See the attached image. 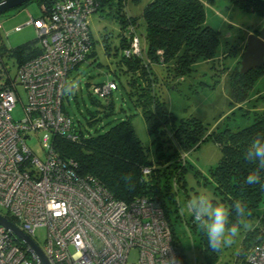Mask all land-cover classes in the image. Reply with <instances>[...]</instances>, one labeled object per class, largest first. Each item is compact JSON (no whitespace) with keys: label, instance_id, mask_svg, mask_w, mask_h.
I'll use <instances>...</instances> for the list:
<instances>
[{"label":"built area","instance_id":"2783aa9c","mask_svg":"<svg viewBox=\"0 0 264 264\" xmlns=\"http://www.w3.org/2000/svg\"><path fill=\"white\" fill-rule=\"evenodd\" d=\"M96 10L95 0H55L51 9L43 6L40 16L29 15L26 23L37 32V55L16 63L12 73L0 53V206L50 264H128L132 252L133 264H181L157 200L117 199L96 177L80 174L77 161L62 156L52 143L41 160L25 142L38 130L78 140L63 98L67 76L91 52L90 16ZM140 48L135 35L125 53L140 54ZM115 89L109 81L95 85L93 94L104 99ZM18 102L25 115L15 121L11 112ZM150 171L142 168L144 174ZM38 229L45 231L42 245ZM0 264L41 262L28 244L0 225ZM240 264H264V232Z\"/></svg>","mask_w":264,"mask_h":264},{"label":"trees","instance_id":"16d2710c","mask_svg":"<svg viewBox=\"0 0 264 264\" xmlns=\"http://www.w3.org/2000/svg\"><path fill=\"white\" fill-rule=\"evenodd\" d=\"M35 1L40 11L43 6L51 9L55 2V0ZM95 1L97 10L108 9V13L113 12L119 20L121 36L119 46L122 57L118 61V68L126 75V84L129 88L127 95L144 118L157 158L155 162L149 158L147 149L135 133L130 115L120 118L104 131L87 134L83 132L79 123L73 121L78 128V140L69 141L59 136H52L51 143L62 156L72 157L77 161L80 174H91L96 177L115 198L130 200L134 197L146 196L157 200L169 222L178 259L181 264H187L184 260L181 236L176 229L180 216L177 214L173 198L176 193L173 191V186L185 184L183 180L185 170L180 172L186 167V159L182 160V154L193 147H198L208 138L214 140L220 147L222 157L208 175L214 185L213 194L229 210L228 216L232 222L236 223V218L248 219L257 216L254 210L264 199V188L260 184L249 185L245 180L249 173L258 172L261 181L264 182V169L258 168V159L250 160L246 158L245 153L253 139L257 137L264 139V110L260 113L256 112V115L253 114L252 122L244 127L235 130L225 127L222 131L207 133L206 128L197 119L176 121L155 91V84L159 79L152 69L153 65L162 66L166 75L174 79L184 80L183 78L193 70L196 63L211 61L217 57L218 32L206 24L201 0L148 2L141 13L144 22L142 40L138 34L139 24L128 13V0ZM228 1L246 12L264 16V0ZM135 35L139 37L141 52L126 55L125 51L130 49ZM39 52L40 48L36 45V41L26 42L11 50L6 49L4 45L0 47V53L14 59L16 63L24 62ZM93 55L91 50L88 57ZM77 67L78 65L75 69ZM239 68L234 69L230 74L228 72V89L231 103L242 105L249 99L257 80L264 76V65L251 69L245 74H241ZM114 74L117 75V72L114 71ZM111 82L115 83L117 89V83L114 80ZM101 84L103 82L97 85ZM112 93L113 91L104 98L103 105L108 111L106 114H110L113 108ZM145 166L151 167L148 174L142 172ZM125 175L132 177L130 182L123 179ZM238 199L251 215L236 214L233 205ZM213 203L216 204L215 201ZM172 213L175 214L173 218ZM5 215L9 220L15 221L8 213ZM189 224L194 231L197 230L193 218ZM261 229L259 239L252 247L258 245L262 238L264 220ZM256 230L257 225L245 236L241 260L235 264H240L247 256L245 249L248 244L251 245L250 236ZM199 236L200 242L204 245L208 264H217L216 253L209 248L207 238L201 232Z\"/></svg>","mask_w":264,"mask_h":264},{"label":"rangeland","instance_id":"374dc122","mask_svg":"<svg viewBox=\"0 0 264 264\" xmlns=\"http://www.w3.org/2000/svg\"><path fill=\"white\" fill-rule=\"evenodd\" d=\"M151 0H128L127 10L139 24L138 34L144 32V22L141 17L143 8ZM205 10L206 24L218 32V55L211 61L196 63L193 70L184 80H177L166 75L162 66L155 64L152 69L159 79L155 84V91L165 103L176 121L197 119L206 128V132L222 131L225 127L235 130L244 127L254 115L264 110V76H261L250 92L249 99L242 105L231 103L228 89L229 74L239 68V62L246 47L250 33H258L264 27V16L246 12L228 0H201ZM126 9V8H125ZM40 9L35 0L28 1L19 7L0 14V33L6 49L11 50L26 42L34 41L37 32L33 25H24L16 31L17 25H22L33 17L40 16ZM90 30L92 34L93 56L81 62L67 76V86L64 91L63 108L76 123H79L84 133L104 131L110 125L126 115L131 116V122L136 135L147 149L149 158L155 162L156 154L152 144V137L148 133L144 118L138 108L130 101L127 91L126 75L118 68V61L122 57L120 49V24L115 14L97 10L90 16ZM106 47V48H105ZM235 47V48H234ZM233 48V50H230ZM3 62L10 67L12 73L16 68V61L2 55ZM117 72V75L114 74ZM115 81L117 89L112 93L113 108L106 114L107 107L104 99L93 94V87L99 83ZM254 114V115H253ZM21 103H17L11 112L12 118L17 121L24 117ZM177 122V123H178ZM52 135L47 130L30 132L25 142L33 154L44 160L50 148ZM171 145V144H170ZM172 151V148H171ZM186 159L184 172V186H173L174 206L180 216L176 224L180 240L184 246V260L187 264H208L204 253V245L200 242L199 230L194 231L190 226L192 215L186 208V201L195 198L197 194L207 195L215 205L224 204L213 194L210 170L214 168L222 157L218 144L208 138L193 147L183 155ZM214 204V203H213ZM225 207V206H224ZM226 208V207H225ZM183 209V210H182ZM227 209V208H226ZM257 214L251 218H236L234 223L228 220L226 228L239 224L241 234L236 243L215 251L217 264H235L240 262L241 251L245 236L257 225V230L251 234V245L246 247L245 255L259 239L264 220V199L254 210ZM0 213L6 210L0 206ZM175 216L172 213V218ZM260 220V221H259ZM251 225L248 230L247 225ZM259 228V230H258ZM37 242L42 245L44 229L36 231ZM136 253L132 252L128 264H133Z\"/></svg>","mask_w":264,"mask_h":264},{"label":"clouds","instance_id":"9594fccd","mask_svg":"<svg viewBox=\"0 0 264 264\" xmlns=\"http://www.w3.org/2000/svg\"><path fill=\"white\" fill-rule=\"evenodd\" d=\"M246 158L253 160L258 159L259 169H264V139L257 137L253 139L245 153ZM123 179L130 182L132 177L125 175ZM245 182L249 185L260 184L264 188V182L261 181L259 173H249ZM186 208L192 215L193 223L197 229L207 238V243L212 251H219L225 247H230L236 243V238L241 234L239 224H233L230 228H226L229 210L222 205L213 204L207 195L197 194L195 198L186 201ZM238 216L251 215L247 212L246 207L242 206V201L237 200L233 205ZM183 210V209H182ZM251 230V225L246 226Z\"/></svg>","mask_w":264,"mask_h":264},{"label":"water","instance_id":"95a60500","mask_svg":"<svg viewBox=\"0 0 264 264\" xmlns=\"http://www.w3.org/2000/svg\"><path fill=\"white\" fill-rule=\"evenodd\" d=\"M31 0H0V14L21 6ZM264 65V27L258 33H250L247 37L246 47L240 60L239 72L245 74L251 69ZM0 225L18 236L28 244L38 255L41 264H50L36 242L24 233L14 222L0 213Z\"/></svg>","mask_w":264,"mask_h":264},{"label":"crops","instance_id":"0c3cea01","mask_svg":"<svg viewBox=\"0 0 264 264\" xmlns=\"http://www.w3.org/2000/svg\"><path fill=\"white\" fill-rule=\"evenodd\" d=\"M28 20H29V19H28ZM28 20H26L25 23L22 24V25H26V23H27ZM17 26H19V25H17ZM17 26H16V27H17ZM254 33H255V32H254ZM34 41H36V39H35ZM11 59H12V58H11ZM13 60H14V59H13Z\"/></svg>","mask_w":264,"mask_h":264}]
</instances>
